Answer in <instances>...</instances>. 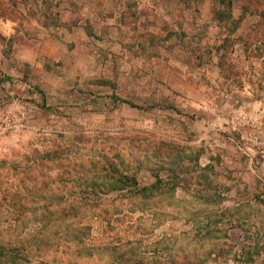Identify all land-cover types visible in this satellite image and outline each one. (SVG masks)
I'll list each match as a JSON object with an SVG mask.
<instances>
[{"label":"rangeland","instance_id":"1","mask_svg":"<svg viewBox=\"0 0 264 264\" xmlns=\"http://www.w3.org/2000/svg\"><path fill=\"white\" fill-rule=\"evenodd\" d=\"M0 110L2 264H264V0H0Z\"/></svg>","mask_w":264,"mask_h":264},{"label":"trees","instance_id":"2","mask_svg":"<svg viewBox=\"0 0 264 264\" xmlns=\"http://www.w3.org/2000/svg\"><path fill=\"white\" fill-rule=\"evenodd\" d=\"M110 171H113V170H110ZM116 180L118 182V184H116V187L118 189H125V188H131V187L138 191L147 189L146 187H139L136 178L126 173L119 172ZM159 180L160 179H157V181L151 186V188L156 187L158 184L157 182ZM18 251H20V248H17L16 246L0 245V264H2V261L3 262L5 261V263H7L8 261L7 258L11 257L12 255L16 256L17 254L15 252H18Z\"/></svg>","mask_w":264,"mask_h":264},{"label":"built area","instance_id":"3","mask_svg":"<svg viewBox=\"0 0 264 264\" xmlns=\"http://www.w3.org/2000/svg\"><path fill=\"white\" fill-rule=\"evenodd\" d=\"M16 126L17 123L14 117L9 112L0 110V137L13 130Z\"/></svg>","mask_w":264,"mask_h":264}]
</instances>
